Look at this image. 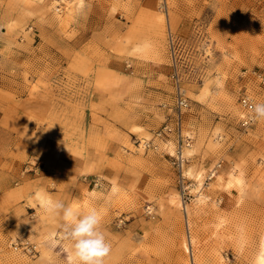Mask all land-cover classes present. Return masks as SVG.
Listing matches in <instances>:
<instances>
[{
  "label": "rangeland",
  "instance_id": "1",
  "mask_svg": "<svg viewBox=\"0 0 264 264\" xmlns=\"http://www.w3.org/2000/svg\"><path fill=\"white\" fill-rule=\"evenodd\" d=\"M252 70L264 0H0V264H76L49 199L102 214L105 264H258L264 120L241 128L237 101L262 97ZM166 124L189 141L182 174L176 133L137 145Z\"/></svg>",
  "mask_w": 264,
  "mask_h": 264
},
{
  "label": "clouds",
  "instance_id": "2",
  "mask_svg": "<svg viewBox=\"0 0 264 264\" xmlns=\"http://www.w3.org/2000/svg\"><path fill=\"white\" fill-rule=\"evenodd\" d=\"M256 120H264V102L251 106ZM45 212L62 216L63 238L68 241L70 255L76 264H105L111 253V243L103 230V216L95 208L77 214L61 200H47Z\"/></svg>",
  "mask_w": 264,
  "mask_h": 264
},
{
  "label": "built area",
  "instance_id": "3",
  "mask_svg": "<svg viewBox=\"0 0 264 264\" xmlns=\"http://www.w3.org/2000/svg\"><path fill=\"white\" fill-rule=\"evenodd\" d=\"M251 75L258 81V84L262 90V97H260V99H257L254 95L249 93L246 89L245 90L240 89L238 93L237 101H238L239 107L242 110V115L240 117L239 123L243 129H248L249 127L253 126L254 123L257 121L256 119L253 118V115L250 110L251 106L255 103L264 102V71L252 70ZM177 103L179 107H183L186 105V100L182 97H178ZM171 132L176 133L177 138H178L177 147H176L174 156L172 157V159H174L173 163L177 165V167L180 169V173L182 174V167H183L185 158L184 156L183 157L181 156V153L183 152V149H184L183 147L189 146V141L186 139L183 140L181 138L179 128H175V127H172L166 124L163 127H161L159 130L155 131L151 138L138 140L137 145L138 147L144 150L146 149L156 150L158 148V144L156 141L158 139L163 138L165 135L170 134ZM91 182L94 186H97L99 184V179L93 178L91 179ZM148 212L151 213L150 209H148ZM10 245L14 249L19 248L33 255L38 252L37 245L29 242L28 240L11 241Z\"/></svg>",
  "mask_w": 264,
  "mask_h": 264
},
{
  "label": "bare ground",
  "instance_id": "4",
  "mask_svg": "<svg viewBox=\"0 0 264 264\" xmlns=\"http://www.w3.org/2000/svg\"><path fill=\"white\" fill-rule=\"evenodd\" d=\"M240 125V123H239ZM241 127V126H240ZM242 128V127H241ZM164 149H172V143L169 141H166L162 144ZM190 149V148H189ZM186 155V151L183 149V152L181 153V156H185ZM185 173V175H187L191 180H193L194 183L190 184V189L189 191L191 193H194L195 195H199L200 190H201V186H202V182H203V175L201 172H196L191 166H188L187 168H185V170L183 171ZM210 179H213V182L216 183L217 180L219 179L216 175L215 172L211 173ZM231 183V180L227 181V185ZM218 184V182H217ZM261 248H260V253L258 256V264H264V234L261 237Z\"/></svg>",
  "mask_w": 264,
  "mask_h": 264
},
{
  "label": "crops",
  "instance_id": "5",
  "mask_svg": "<svg viewBox=\"0 0 264 264\" xmlns=\"http://www.w3.org/2000/svg\"><path fill=\"white\" fill-rule=\"evenodd\" d=\"M0 159L1 160L3 159V148H2V146H0ZM51 168H54V167H51L48 165V169H51Z\"/></svg>",
  "mask_w": 264,
  "mask_h": 264
}]
</instances>
